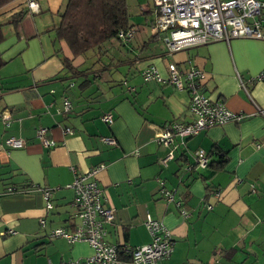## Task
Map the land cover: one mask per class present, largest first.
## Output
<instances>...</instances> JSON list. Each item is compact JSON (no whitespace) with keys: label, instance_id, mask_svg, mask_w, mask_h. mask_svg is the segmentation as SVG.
<instances>
[{"label":"crops","instance_id":"obj_1","mask_svg":"<svg viewBox=\"0 0 264 264\" xmlns=\"http://www.w3.org/2000/svg\"><path fill=\"white\" fill-rule=\"evenodd\" d=\"M37 2V12L25 0L0 11V21L27 12L18 28L8 27L0 45L7 61L0 69V113L11 116L9 126L0 119V264H83L93 255L89 243L69 244L52 231L73 233L79 224L72 169L81 176L100 166L104 169L96 179L105 207L116 216L106 226L105 243H151L146 227L151 216L172 233L173 251L164 264H264V82L248 83L264 70V40L232 38L170 55L163 35H152L158 16L154 5L144 9L145 0H137L145 24L136 26L131 18L136 29L132 46L127 53L119 51L126 61L111 64L104 74L94 55L79 57L73 61L76 69H92L73 74L60 58L73 55L55 30L68 0ZM173 62L184 73L201 68L203 93L244 113V120L187 140L177 136L174 150L159 144L155 138L163 127L195 119L189 112V90L142 78V69L150 65L169 78ZM105 113L114 116L110 126L102 120ZM42 128L54 147L38 138ZM67 128L72 132L65 133ZM11 136L23 139L26 148L7 147ZM105 137L118 145L103 143ZM213 147L226 152L223 170L215 175L211 169L184 171L195 166L198 150L209 154ZM171 152L174 159L165 164ZM163 190H176L182 209L167 201ZM121 258V264H133L127 255Z\"/></svg>","mask_w":264,"mask_h":264},{"label":"built area","instance_id":"obj_2","mask_svg":"<svg viewBox=\"0 0 264 264\" xmlns=\"http://www.w3.org/2000/svg\"><path fill=\"white\" fill-rule=\"evenodd\" d=\"M29 9L38 11L37 0H25ZM158 14L152 27V35H163L168 52L174 55L192 47L205 45L217 41H230L232 38H254L264 40V1L261 0H152ZM136 29L131 28L127 33H120V38L128 41L134 37ZM169 78H164L159 70L151 65L142 71L146 82L157 81L161 84H172L179 90H189L191 101L189 112L194 121L189 124H170L161 129L156 135V141L164 146H174L175 138L182 140L198 136L205 130L212 129L234 122L239 123L246 117L244 113H236L229 110L225 103L212 100L206 96L202 89L205 85V73L201 68L193 67L184 73L178 68L177 63L169 64ZM264 82V70L248 83ZM244 89L247 82L241 80ZM65 111L71 109L70 103L65 101ZM263 113V112H262ZM0 119L9 126L11 116L8 113H0ZM102 120L107 125L114 123V116L105 113ZM65 133H71L67 128ZM47 130L38 131V138L45 147H54L55 143L46 138ZM109 146H117L118 141L112 137L101 139ZM184 143V142H182ZM5 144L11 149H24L26 143L23 139L11 136ZM175 149V146L173 150ZM173 152L167 157L165 164L172 161ZM195 166L188 165V171L196 168L205 169L209 158L204 150L195 153ZM104 169L97 167L85 175L79 176L72 169V182L70 187L74 190L73 206L75 215L79 220L78 227L73 233L63 229L52 231L54 237L65 238L69 243L87 242L94 249V254L87 258L83 264H121L118 250L103 242L105 236L104 223L115 220V211L105 208L106 201L102 189L94 178ZM165 199L175 202L182 209V202L177 201L175 192L163 190ZM219 194V192L217 193ZM50 193L45 192L47 209L52 205L49 201ZM212 209V207H208ZM181 213L187 216L186 210ZM44 224V220H42ZM146 227L151 235V243L141 247H126L121 251L131 255L133 264H164L173 251V237L171 231L161 221L148 217ZM14 234V231H9ZM63 264H80L79 262H67Z\"/></svg>","mask_w":264,"mask_h":264},{"label":"trees","instance_id":"obj_3","mask_svg":"<svg viewBox=\"0 0 264 264\" xmlns=\"http://www.w3.org/2000/svg\"><path fill=\"white\" fill-rule=\"evenodd\" d=\"M13 1L15 0H0V11ZM26 14L27 12L23 9L18 12L12 13L8 20L0 21V45L5 42L7 38L6 31L8 27L18 28ZM131 28H134V26L131 24V13L128 0H68L66 8L61 15V22L59 26L55 28L57 38L67 44L71 54L73 55L72 59L61 55L60 58L64 68L69 72H72L73 74L83 73V71L87 72L88 70H91L92 67H88V69L80 71L73 65V61L75 59L89 55H94L93 57L96 59V63H98L105 70H108L111 64H119L125 62L126 60L124 58L120 59V57H117L115 59L114 57L109 56V45L113 44L115 41L121 43V46H123L124 44H128L131 39L128 41L122 40L120 38V33H127ZM56 53L60 55V53H63V51L60 48L57 49ZM106 59L109 62L105 61ZM6 64L7 61L2 57L0 51V69L3 68ZM144 69H142V71ZM143 80L145 81L144 78ZM218 149V147H213L209 154H207L209 163L205 170L211 169V175H215L220 172V170H223L224 166L227 163L226 152L219 151ZM187 167H185L184 171L187 170ZM94 180L97 181L96 178H94ZM207 190L209 189L207 188ZM161 194L162 196H164L162 191ZM114 222L115 220L111 223ZM108 224L109 223L107 222L104 223V230H106V226ZM77 227L78 225H76V228ZM65 240L68 242L67 239ZM107 245L117 248L119 252L118 257L121 263L122 255H127L129 260H131L130 254L123 253L121 251V249L123 248L122 246H131L125 244Z\"/></svg>","mask_w":264,"mask_h":264},{"label":"rangeland","instance_id":"obj_4","mask_svg":"<svg viewBox=\"0 0 264 264\" xmlns=\"http://www.w3.org/2000/svg\"><path fill=\"white\" fill-rule=\"evenodd\" d=\"M128 3L130 5V13L132 15L131 18H132L133 22H136L135 23L136 26H138L137 24H139V22L141 24H145L144 23V17H142L138 13L139 12V8H138L139 4H138L137 0H128ZM140 5H141V3H140ZM141 6H144V9H148V10H151V8H153V4L150 0H145V4H143ZM140 28L143 29L146 27L141 26ZM161 39L165 43L164 39L163 38H161ZM120 44L121 43L115 41L113 44L109 45V49H110L109 50V56L121 57L122 54H119V51L124 50V52L127 53V51H128L127 48H129V46H132V44H130V42L128 44H126V46L123 44H122L123 46H121ZM165 45H166V43H165ZM105 61L109 62L107 59ZM90 64H92V61H90ZM87 66H89V63L85 64V67H87ZM108 72H109L108 70L103 71L104 74H108ZM94 90H95V88L92 89V91H94Z\"/></svg>","mask_w":264,"mask_h":264}]
</instances>
